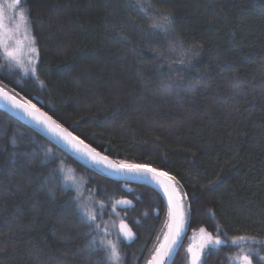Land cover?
Listing matches in <instances>:
<instances>
[{
    "label": "trees",
    "instance_id": "1",
    "mask_svg": "<svg viewBox=\"0 0 264 264\" xmlns=\"http://www.w3.org/2000/svg\"><path fill=\"white\" fill-rule=\"evenodd\" d=\"M139 5H151L147 18L137 0H22L26 20L17 8L5 25L19 24L23 52L35 36L39 80L25 72L29 54L17 66L0 46V86L54 109L111 159L148 164L180 181L189 193L187 228L171 264H191L188 249L201 228L227 241L205 248L201 264H243L244 254L262 264L264 0ZM161 14L175 21L167 33L151 27ZM46 148L56 156L45 159ZM60 166L81 194L64 184ZM125 185L131 190L0 110V264H99L106 257L100 240L117 245L120 264H149L168 229L166 200L149 185ZM81 204L97 214L99 232ZM238 236L256 239L233 244ZM93 239L95 252L87 247Z\"/></svg>",
    "mask_w": 264,
    "mask_h": 264
},
{
    "label": "snow or ice",
    "instance_id": "2",
    "mask_svg": "<svg viewBox=\"0 0 264 264\" xmlns=\"http://www.w3.org/2000/svg\"><path fill=\"white\" fill-rule=\"evenodd\" d=\"M26 3V0H23ZM138 9L140 12L144 13V18H147L151 12V5L140 6L139 0ZM20 8L19 18L20 21L26 20L25 10L22 7V0H5L4 3H0V45L3 46V54L8 60L9 63L17 60L16 50H9L10 46L3 42V33L5 31V18L9 22L13 20V16L7 15L9 11H14L15 9ZM161 21L152 23L151 27L154 30L163 29L167 33L174 26V18L172 15H162ZM19 29V24L16 25V30ZM155 34V31L153 32ZM19 43V42H17ZM37 41L34 35L29 38V59L28 63L31 65L30 68H26L25 72H30L37 80L38 76V65H39V48L36 46ZM159 58L153 56V64H159ZM183 63V61H181ZM171 65H169V68ZM229 68L232 65H228ZM234 78L238 79V77ZM43 81H40L41 86H43ZM30 94L25 92L24 95L16 92L15 89L8 90L6 86H0V105H2L7 111L13 112L17 117L27 120L30 124L34 125L41 132H44L50 139L55 140L56 144L60 146L61 150L70 149L73 154L79 157L80 160L91 162L94 167H104L111 170L113 173L117 174H127L134 173L145 178H150L154 180L158 185L163 187L164 193L168 199V214L172 220V224L169 226L171 229H174L172 234L171 242L166 246H161L157 250V255L153 257V260L149 264H163L164 257L170 255L172 252V246L177 244V241L180 237V231L185 219V204L188 202L189 193L182 190L180 186V181L173 175H169L167 172L159 171L156 168L150 167L148 164L143 163H128L125 160H113L110 159L108 155L103 154L109 151V149L104 148L103 145L93 146L92 143L86 142L88 137L81 138L80 135H75L78 125H72L66 127L63 123L60 122L62 118L56 116L54 109H49L52 114H49V111L42 110V107H38L37 103L33 102L32 98H29ZM13 145L16 144V140L13 138ZM102 149L101 150H98ZM56 153L52 148L45 149V159L54 158ZM58 171L63 174V181L66 186H74L77 193L81 194V189L74 175L70 173H65V170L62 166L58 168ZM149 174L150 177H149ZM195 196V194H192ZM118 204H131V201H117ZM82 209V215L89 223V226L93 231L99 232L101 225L96 224L97 214L89 210L83 204L80 205ZM103 208V204H101ZM121 231L123 232L124 237L127 240L134 238L135 234L132 232L131 228L121 221ZM201 233H205V229H200ZM251 239L255 241V237L248 236H238L232 240V243L235 244L236 240H248ZM100 248L106 253V257L102 258L99 264H120L121 256L117 248V245L111 240H108L106 243L104 240L99 241ZM227 244L226 240L221 239L219 230L214 236L212 233H206V238L201 243L199 251H193L192 248H189L188 251L192 254L191 264H201V253L205 248L209 250L217 249L218 246ZM93 252L97 251L95 239L90 241L87 246ZM243 264H253V261L248 254L242 256ZM262 264H264V258H261Z\"/></svg>",
    "mask_w": 264,
    "mask_h": 264
},
{
    "label": "water",
    "instance_id": "3",
    "mask_svg": "<svg viewBox=\"0 0 264 264\" xmlns=\"http://www.w3.org/2000/svg\"><path fill=\"white\" fill-rule=\"evenodd\" d=\"M0 110H2L3 112L5 113H9L11 114L12 116L16 117L17 119H20L21 121H23L24 123H27L28 125H31L34 129H36L37 131H39L40 133H44V132H41L39 129H37L34 125L30 124L27 120H24V119H21L19 117H17L13 112H9L7 111L2 105H0ZM45 134V133H44ZM46 135V134H45ZM47 136V135H46ZM48 137V136H47ZM49 138V137H48ZM50 139V138H49ZM52 141V139H50ZM55 142V140H53ZM56 143V142H55ZM67 150L69 153L73 154L71 152L70 149H65ZM74 156H76L75 154H73ZM77 157V156H76ZM79 158V157H77ZM110 158V157H109ZM111 159V158H110ZM83 163H87L91 166L92 163L91 162H87V161H84V160H81ZM94 167V166H93ZM95 169H98L99 171H102L104 174H106L108 177L110 176L111 178H113L114 180L118 181V182H123L124 183V189L127 190V191H130L131 188L128 187L127 185L125 184H146V185H149L151 187H154L156 188L161 194H163L165 200H166V205H167V208H168V199H167V196L165 195L164 193V190H163V187L158 185L154 180L150 179V178H145V177H142L140 175H137V174H134V173H127V174H117V173H113L111 170L107 169V168H104V167H94ZM151 174H149V177H150ZM168 210V209H167ZM169 216V214H168ZM185 218H186V215H185ZM184 222H185V219H184ZM172 224V220L171 218L169 217V221H168V229H167V232H166V236H165V240L163 241V243L157 248L160 249L161 246H165V250H166V246L171 242V239H172V234L174 232V229H171L169 226ZM184 225V223H183ZM183 234H184V226H182L181 228V231H180V237L177 241V244L176 245H173L172 246V252L170 253V255L168 256H165L164 257V261H163V264H171L172 263V259L174 257V255L176 254V252L178 251V246L181 244V242L183 241ZM157 250L155 252V254L152 256V258L150 259L151 261L153 260V257H155L157 255ZM192 259V258H191Z\"/></svg>",
    "mask_w": 264,
    "mask_h": 264
},
{
    "label": "rangeland",
    "instance_id": "4",
    "mask_svg": "<svg viewBox=\"0 0 264 264\" xmlns=\"http://www.w3.org/2000/svg\"><path fill=\"white\" fill-rule=\"evenodd\" d=\"M5 23V22H4ZM23 37V38H22ZM3 42L5 44H8L10 46L9 50H16V55H17V60L19 61V63H17V61H14L15 64L17 66H22L24 65L25 62L28 61V59L26 58V55L29 54L28 52H23V46H21V42H24V39H26V37L23 35V32L19 33L18 30H13V28H10L8 30V26L5 25V31L3 33ZM19 42V43H17ZM1 47H3L2 45H0ZM27 61H24L26 60ZM187 222L185 219L184 222V230L187 228L186 226ZM206 238V233H201L199 232V234H197L194 239H193V243L189 248H192L193 251H199L200 245L201 243L204 241V239ZM192 257V254H191ZM190 257V258H191Z\"/></svg>",
    "mask_w": 264,
    "mask_h": 264
}]
</instances>
